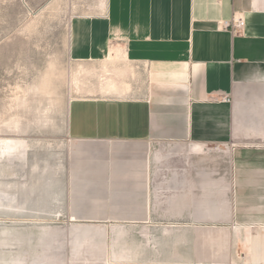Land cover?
<instances>
[{
    "label": "crops",
    "instance_id": "0c3cea01",
    "mask_svg": "<svg viewBox=\"0 0 264 264\" xmlns=\"http://www.w3.org/2000/svg\"><path fill=\"white\" fill-rule=\"evenodd\" d=\"M67 54L68 221L196 230L200 256L264 264V0H106L70 18Z\"/></svg>",
    "mask_w": 264,
    "mask_h": 264
},
{
    "label": "rangeland",
    "instance_id": "374dc122",
    "mask_svg": "<svg viewBox=\"0 0 264 264\" xmlns=\"http://www.w3.org/2000/svg\"><path fill=\"white\" fill-rule=\"evenodd\" d=\"M105 4L0 0V264H231L227 251L200 256L196 230L186 243L170 225L77 224L65 215L68 24Z\"/></svg>",
    "mask_w": 264,
    "mask_h": 264
},
{
    "label": "built area",
    "instance_id": "2783aa9c",
    "mask_svg": "<svg viewBox=\"0 0 264 264\" xmlns=\"http://www.w3.org/2000/svg\"><path fill=\"white\" fill-rule=\"evenodd\" d=\"M224 26L226 28H228L230 26V24L229 23H225ZM231 26L233 28V32L234 33H238L239 31H241L244 28L245 22H244L243 19H235L233 21V23L231 24ZM215 150L219 151V148H216Z\"/></svg>",
    "mask_w": 264,
    "mask_h": 264
},
{
    "label": "bare ground",
    "instance_id": "6f19581e",
    "mask_svg": "<svg viewBox=\"0 0 264 264\" xmlns=\"http://www.w3.org/2000/svg\"><path fill=\"white\" fill-rule=\"evenodd\" d=\"M114 53H115L114 50H112V57H114V55H115ZM116 55H117V54H116Z\"/></svg>",
    "mask_w": 264,
    "mask_h": 264
}]
</instances>
